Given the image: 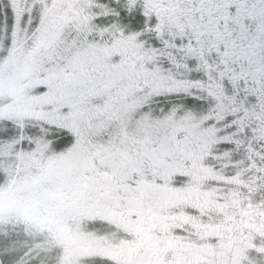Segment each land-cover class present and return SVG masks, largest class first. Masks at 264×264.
<instances>
[{"label": "snow or ice", "instance_id": "snow-or-ice-1", "mask_svg": "<svg viewBox=\"0 0 264 264\" xmlns=\"http://www.w3.org/2000/svg\"><path fill=\"white\" fill-rule=\"evenodd\" d=\"M0 264H264V0H0Z\"/></svg>", "mask_w": 264, "mask_h": 264}]
</instances>
